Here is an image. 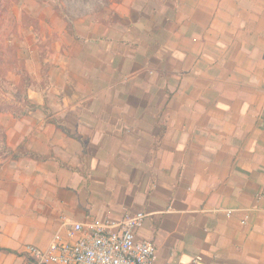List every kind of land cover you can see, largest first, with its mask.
<instances>
[{"label":"crops","instance_id":"crops-1","mask_svg":"<svg viewBox=\"0 0 264 264\" xmlns=\"http://www.w3.org/2000/svg\"><path fill=\"white\" fill-rule=\"evenodd\" d=\"M105 14L54 42L51 87L68 94L50 113L0 112V264L69 223L139 211L160 263L264 264V0Z\"/></svg>","mask_w":264,"mask_h":264},{"label":"rangeland","instance_id":"rangeland-1","mask_svg":"<svg viewBox=\"0 0 264 264\" xmlns=\"http://www.w3.org/2000/svg\"><path fill=\"white\" fill-rule=\"evenodd\" d=\"M121 1L109 0L108 3V0H0V16L7 24L13 25V30H8L3 36L1 34V39L4 40L6 48L11 50L12 56L5 53L0 57V112L18 115L29 111L33 106H45L43 111L50 113L51 100H57L58 94H68L67 89L57 90L51 87V78H55L54 70L59 65H56L58 58L53 59L52 64L48 56L54 48V42L59 38L64 39L67 31L68 36L72 35V21L79 18L88 16L111 20L112 16L105 13L114 3ZM54 11L62 12L61 15L70 21L68 23L71 26L67 31L63 30L62 22L53 23ZM35 94L44 97L43 104L36 105L29 100V95ZM1 140L0 135V143Z\"/></svg>","mask_w":264,"mask_h":264},{"label":"built area","instance_id":"built-area-1","mask_svg":"<svg viewBox=\"0 0 264 264\" xmlns=\"http://www.w3.org/2000/svg\"><path fill=\"white\" fill-rule=\"evenodd\" d=\"M145 218L146 213L139 212L121 220L69 223L47 248L27 245L24 264H169L158 261L152 241L136 240Z\"/></svg>","mask_w":264,"mask_h":264},{"label":"trees","instance_id":"trees-1","mask_svg":"<svg viewBox=\"0 0 264 264\" xmlns=\"http://www.w3.org/2000/svg\"><path fill=\"white\" fill-rule=\"evenodd\" d=\"M108 3H109V0H108ZM13 17V16H12ZM14 18V17H13ZM8 30H13V25L10 24V23H6V21L4 19H2V16H0V57L2 55H4L5 53L6 54H10L12 56V52L11 50L7 49L6 46H5V42L3 39H1V34L2 36L5 35L7 33ZM37 108V107H40V108H44L45 109V106L41 107V106H33L32 108ZM31 108V109H32ZM27 112V111H26ZM23 114V113H22ZM4 142L3 140H1V145H3ZM0 145V146H1Z\"/></svg>","mask_w":264,"mask_h":264}]
</instances>
